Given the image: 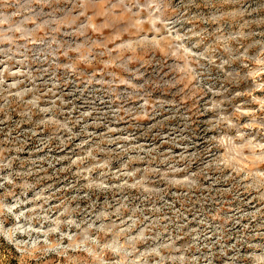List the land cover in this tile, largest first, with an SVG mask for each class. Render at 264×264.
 <instances>
[{
  "label": "rangeland",
  "instance_id": "obj_1",
  "mask_svg": "<svg viewBox=\"0 0 264 264\" xmlns=\"http://www.w3.org/2000/svg\"><path fill=\"white\" fill-rule=\"evenodd\" d=\"M0 264H264V0H0Z\"/></svg>",
  "mask_w": 264,
  "mask_h": 264
}]
</instances>
